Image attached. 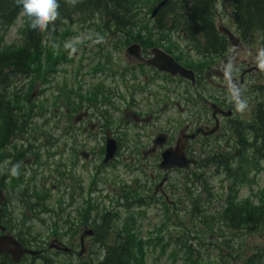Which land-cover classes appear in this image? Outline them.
I'll return each mask as SVG.
<instances>
[{"label":"rangeland","instance_id":"374dc122","mask_svg":"<svg viewBox=\"0 0 264 264\" xmlns=\"http://www.w3.org/2000/svg\"><path fill=\"white\" fill-rule=\"evenodd\" d=\"M161 1L163 0H139L137 14L140 23L137 32H142L146 27L149 31L153 30L154 36L159 35L170 44H178L180 41L176 40L177 35L172 36L165 29L154 28V25L148 26L147 22L154 6ZM222 7L225 8L226 5L222 4ZM225 13L231 14L229 7L225 8ZM98 22L100 19L95 18L91 23L98 26ZM67 25L63 29L64 32L62 29L59 30V37H50L46 40L45 53L41 57L42 59L36 62V67L32 66L33 70L29 69L31 74L26 76L28 80L24 76L16 77L12 86L13 93L17 94L15 98L20 99V102H14L13 107H16L14 109H20V116L29 113L33 119L32 129L26 133L30 134V144H36V167L34 162V166L31 164L32 154L28 157L30 161L24 163L27 166L24 177L26 182L31 184L30 189L35 188L33 183L36 180V189L41 193L40 198L41 196L45 197L47 206L54 213L39 214L36 218L27 208L23 209L22 204L9 203L10 205H6L5 208L6 215L10 217L13 215L12 213H15L13 217L19 219L18 225L21 232L26 226L31 227L36 236L45 242V250L53 240H59L62 244L66 243L67 245L69 243L70 246L74 244L76 254L72 258L73 262L76 260V264H79L82 259L90 257L96 261L101 256L92 254L90 251V247H93L94 253L101 251L95 247L98 243L93 240L94 236V238L84 240V255L82 258L79 257L80 237L88 231L81 222H85L84 224L87 225L90 223L92 226L97 223L96 227H99L102 226L100 221L102 222L103 217L107 214H110V219L113 218L109 222L113 227L116 225L120 227L125 220L134 217L136 221L134 220L132 230L138 235V241L153 240L155 244L144 246V264H184L188 259H192L196 264L222 263V260L225 261V264H243L245 260L253 256H256L254 258L256 264H264L263 225L258 228H243L233 231L220 220L217 221L229 195H233L239 202L249 198L258 200L256 196L264 192V166H261L259 172L251 176L248 183L239 185V188L233 193L231 191L235 183L234 180H230L222 172L217 173L213 169L206 171L191 169L189 172L169 173L166 186L168 200L161 198L159 201L151 202L149 200V196L153 194L155 186L159 183L153 182V178L156 179L159 174L158 154L151 152L154 148L159 149L153 143L155 135L160 132L170 138H176L179 132L185 128L186 122L190 121L189 116L193 113L192 108H188L183 100L186 94L185 90L188 89L185 84L176 81L168 82L166 96L169 99V104L159 118L156 108H149L144 111L145 114L149 111L154 113L153 120L146 123L128 122L132 112L124 110L129 107L128 98L125 97L116 101L117 103H115L114 109L111 108L109 115L107 113L104 115V124L107 123L105 126H99L87 137L81 133L82 137L79 134V136H74L75 139L64 138L67 132L66 124L70 120L67 118V111H71L66 103L68 100L70 102L68 95L75 90L74 94L77 98L79 97L78 104L83 101L89 109L92 106H89L87 99L91 93L88 94V91H85L88 87L82 88L84 97L80 96L81 88L78 87H82L81 81L84 80V74L76 82L71 61H76L75 55H78L79 59L81 54H86V49H88V53L92 52L89 42L93 37L100 36L96 33L98 30L90 29L95 35L92 36L84 33V30ZM22 27L23 20L20 17L5 35V53L12 54L19 50L17 47L21 42L20 30ZM135 36L139 37L140 35L135 34ZM107 37H111V35ZM168 37L174 41L169 40ZM80 39H84V42L81 43ZM261 42L262 40L258 38L252 47L253 51L248 56L249 59L262 53ZM93 59L94 57L92 62ZM116 61H118L117 57ZM103 63V66H98L101 67L100 72L102 73L99 79H95V83L105 81L103 83L108 85L111 82L107 80L111 81L113 74L106 71L107 61L105 60ZM34 64L32 63V65ZM120 66L122 68L118 67V70L122 77L126 70L123 69L125 66L123 59ZM33 75L37 77L35 87L30 78ZM86 80L88 84L92 83L91 78ZM256 81V87L250 88L244 96L242 95L245 98L243 99L248 111L245 115L246 118L240 119L241 121H251V110L264 102V78L259 77ZM84 85L86 86L83 83ZM27 93L31 95L29 102L24 98ZM75 95L73 96L75 97ZM177 103L180 104L182 110L177 107ZM140 105L147 104L141 103ZM142 108L145 106L139 109ZM81 127L74 128L73 135L81 130ZM100 128L103 130L100 131ZM107 128L121 137L118 163L113 167H103L100 160ZM21 134L24 133L19 132V135ZM8 135L11 133L2 136L4 141L7 139L5 144H11L15 139L14 135L11 137ZM23 138L28 139L25 134ZM70 144L73 145V149L81 146L86 148L84 151L82 149V152L87 153L90 157L87 160L81 158L80 150L74 155L69 151ZM223 146L216 144L212 149L224 152ZM211 150H208V153ZM133 151L136 153L134 157L131 154ZM33 167L36 168H34L35 173L32 172ZM193 173L201 177V184L197 179L196 184H191L189 178ZM34 174H36L35 178ZM68 175H72L70 184H67L69 183ZM193 204L196 206V210H193L192 207L190 209ZM42 209L40 206L37 208L39 212L43 211ZM201 216L211 219L213 222L210 224L201 223ZM53 219L60 224L59 231L53 230ZM66 219H70L72 222L70 228L65 226ZM51 228L52 232H50ZM101 235L103 234L101 233ZM187 237L190 252L182 245ZM173 251L175 252L174 257H172ZM52 252L54 253L49 254L50 256L57 255L55 251ZM67 257L65 253H58L55 261L57 264H67ZM28 263L31 262L28 260Z\"/></svg>","mask_w":264,"mask_h":264},{"label":"flooded vegetation","instance_id":"af4514ba","mask_svg":"<svg viewBox=\"0 0 264 264\" xmlns=\"http://www.w3.org/2000/svg\"><path fill=\"white\" fill-rule=\"evenodd\" d=\"M170 2L173 11L177 10L175 4L179 2L185 4L184 6L190 10V0H167L166 5L157 12L155 20L150 18L147 23L150 27L154 25V28L157 27V29H159L160 27L165 29L172 36L177 35L176 40L180 41L178 44H170L162 37H159V35L157 37L154 36L153 30L149 31L146 27H144L142 32L140 31L141 33L137 32V27L140 22L130 24L132 27L130 30L122 29L121 24L117 22L100 21L98 23L99 29L96 33L97 35L100 34V36L93 37L91 42H89L92 47V52L88 53V49H86V54H81L79 59L78 55H75L76 61H71L74 69L73 73L74 76H76V82L78 78L84 74V80L81 81L82 87H78L81 88V90L79 89L81 91L80 96H82V98L84 97L82 88L88 87L85 91H88V94L91 93L87 99L89 100V106H92L89 109L83 101H80V104H78L77 99L79 97L77 98L74 94L75 90L68 95L70 102L68 100L66 103L71 111H67V118L70 120H68L66 124L67 129L65 130H67V132L64 135L65 139L68 140V137H70V139H75V137L79 136L81 133L87 137L91 131L94 132L99 126H105L107 123L104 124V115L106 113L109 115L112 110L111 108L114 109V105L117 103L116 101L125 97L128 98L129 107L124 110L129 113L132 112V116L128 122L146 123L153 120L154 113L152 114V112L149 111L146 113L147 115L145 114L144 110L149 108H156L158 111V118L159 116L161 117L163 111L169 104V99H167L168 97L166 96L168 82L176 81L185 84L189 89V91L188 89L185 90L186 94L183 100L187 107L193 110V113L189 116L190 121L186 122L185 128L178 134V136L183 134L195 137L194 139L187 140L184 149L186 157L189 159H196L198 161L196 168H198L200 157L205 155L206 151L208 152V150H211L214 145L223 146L224 144L223 151L225 148L229 149L235 146V143L238 142V130H242L246 126V122L250 120H240L246 118L245 115L248 110L246 107L243 111L237 110L236 101L232 98V92L233 89L237 90L239 92V99L244 101L245 98L242 97V95L244 96L250 88L256 87L257 83H255V81L259 77L264 78V54L259 53L252 59L248 58L253 51L252 47L255 45L257 39L260 38V40H264V35L248 32L240 27L237 17V6L235 4L236 0H209L210 6L208 9L211 14L210 25L212 27V32L208 35L200 33V30L194 27L198 26L197 23H187L185 21L186 15L183 13L179 14L178 20H176L177 22H174V17H166L165 22H159L158 19L160 18L161 9L169 6ZM222 4L226 5L225 8H230L231 14H224L225 8L222 7ZM69 25L84 30V33L86 32L89 35L94 34V32L90 30L93 25L97 27L93 23L91 25L88 23H72ZM228 33H231L234 38L237 39L234 41L236 43L235 46ZM135 34L140 36H135ZM108 35H111V37H107ZM168 38L174 41L170 39V37ZM80 41L82 43L84 39H80ZM132 46L135 47V51L133 54H130L128 49ZM262 51L263 49L261 48V52ZM155 53L159 54L160 57L163 55L171 56L182 67L192 70L195 74V85L179 77L173 78L169 74L160 72L156 68L150 66L147 62L155 58ZM93 57L94 59L92 62ZM116 57L118 61H116ZM122 59L125 61L123 69L126 70L121 77V72L118 70V67L122 68L120 66ZM105 60L107 61V65H105L107 66L106 71L113 74L112 80H107L111 82L108 85L103 83L105 81L95 83V79H99L102 73L100 72L101 67L98 66H103ZM9 71L19 77L24 75L19 71ZM9 71L7 70L5 72L8 74ZM30 74L31 73H28L27 75L29 76ZM87 78H91L92 83L88 84ZM83 83L86 84V86H83ZM73 95H75V97ZM74 100H76V102L73 103ZM141 103H146L147 105H140ZM176 105L182 110L180 104L177 103ZM142 106H145V108L139 109ZM257 110L258 107L251 110V120L255 117ZM95 118L96 121H94ZM80 126H82L81 130L73 135L74 128H79ZM102 130L103 128H100V131ZM13 135L15 137L13 142L11 144L3 143L0 149L2 150L0 152V191L4 194L3 207L5 206V208L6 205H10L9 203L20 204L27 200V197H22L17 190L24 187H32L31 184H28L25 180L24 174L27 166L24 165V163L32 159L31 164L34 162L36 167V144H30V134H25L28 139L23 138L24 134H11L8 136L11 137ZM80 136L82 137V134ZM155 136L153 143L158 146L159 149L154 148L151 152L158 154L160 163L162 152L173 149L177 143L178 136L176 138H170V136L160 132ZM120 139V136H117L114 131L107 128L104 138L105 141L100 153V160L103 167L105 166L104 159L108 141H115L117 143V151L114 155V159L108 165L106 164V167H113L118 163ZM74 141L76 142V140ZM82 149L83 151L86 150V148L82 146L73 149V145H69V151L71 153H78L80 150V157L87 160L90 155L83 153ZM209 152L212 153L217 151L212 149ZM32 154L33 156H31ZM131 154L134 157L136 153L133 151ZM30 156L31 158L28 159ZM34 164L32 166H34ZM35 167H33V173H35ZM158 170L159 174L156 179L153 178V182L159 183L155 186L153 194L149 196L151 202L159 201L160 198L168 200L166 186L169 180V173L183 172L172 170L165 175L160 169L159 164ZM189 171L190 170H187L185 172ZM71 176L68 175L67 180L69 183L67 184L71 183ZM166 176L167 178L165 180ZM35 177L36 174H34V178ZM33 184L36 188V180H34ZM6 216L9 217L8 215ZM8 222H10V220H8ZM12 227H14V225ZM84 227L86 228L87 226ZM3 234L15 236V233L13 234L9 231ZM1 235L2 233H0V236ZM53 242L56 247L52 246L51 243L48 249L45 250V245H43V248L38 252L40 254L36 256V258L42 259V256L49 250L58 251V253L63 254L64 252L57 248H60L62 243L59 242V240H53ZM43 243L45 244V242ZM64 245L68 246L69 243L68 245L64 243ZM68 254L74 256L76 251L72 250ZM27 258L28 256L23 258V261L27 260Z\"/></svg>","mask_w":264,"mask_h":264},{"label":"trees","instance_id":"16d2710c","mask_svg":"<svg viewBox=\"0 0 264 264\" xmlns=\"http://www.w3.org/2000/svg\"><path fill=\"white\" fill-rule=\"evenodd\" d=\"M138 3L139 0H75V3H73V0H59L60 7L58 8L59 15L57 20L49 25L48 30L41 33L29 28V21L21 15V5L18 3V0H0V145L7 140L4 141V137H2L5 134L19 132L26 134L33 126V119L29 113L25 116H20V109H17L16 113H13L12 103L20 102L19 98H15L17 94L13 93V90H11L13 81L18 75L9 70L19 71L21 74L23 73L25 79L28 80L26 75L31 73L29 69L33 70L32 66L36 67V62L40 61L45 53L44 44L46 40L50 37H59V30L66 28L67 24V26H70L69 24L72 23H88L91 25V22L95 18H98L102 22L120 23L122 29L130 30L132 28L130 24L140 21L138 18L139 15L137 14ZM235 4L237 6V17L240 27L245 31L264 35V0H236ZM184 5L185 4L182 2L175 4L177 10L173 11L170 2L169 6L161 9L158 21L165 22L166 17H174V22H177L176 20H178L179 14L183 13L186 15L185 21L187 23H197L198 26L194 27L198 28L200 33H205L206 35L210 34L212 32V27L210 25L211 14L208 9L210 6L209 0H190V10ZM20 17L23 20V27L21 30L22 40L17 47L19 50L15 53L7 54L4 52V47L1 48L2 35L7 32ZM91 29L96 31L99 27L93 25ZM62 32H64V30ZM91 35L93 36L94 34ZM262 49V53L264 54V41ZM32 63L35 64L32 65ZM7 70L9 71L8 74L5 72ZM27 71L29 72L26 73ZM30 78L33 80L32 83L36 84L37 77L33 75ZM24 98L25 101L29 102L31 100V95L27 93ZM257 107L258 110L255 117L249 121L242 130H238V142L235 143V146L229 149L225 148L224 152H209L199 159L198 171L213 169L216 170L217 173L222 172L230 180H234L235 183L231 193L235 192V190L239 188V185L245 182L248 183L251 176L259 172V168H262L261 166H264V102L258 104ZM189 179L191 184H196L197 180L201 184V177H198L196 173H193ZM18 192H20L22 197H27V200L20 203L23 205V209L27 208L36 218H38L39 214L54 213L47 206L45 197L41 196L40 198L41 193L38 192V189L24 187L20 188ZM261 194L256 196L258 200L249 198L243 202H239L233 195H229L220 213V218L217 221L220 220L221 223L233 231L242 230L243 228H258L262 225L264 226V192ZM39 206L43 208V211L39 212L37 210ZM191 207L193 210H196L194 204L190 206V209ZM12 214L14 215L15 213ZM13 215L7 217L4 206L2 214L0 215V223L5 226L9 232L15 233V237L25 248L40 251L43 248L44 241L36 236V233L32 231L31 227L26 226L25 229L22 230L24 233H22L18 225L19 219H16ZM109 216L110 214H107L103 217L102 222L100 221L102 226L99 227H96L97 223L92 226L90 223L87 225L84 224L85 222H81L84 226H88L95 230V238L93 240L98 243L97 246L95 245L96 249L101 251L94 253L93 247H90V251L92 254H100L101 256L98 257L96 261L92 257L85 260L82 259L79 264H144V246L155 244L153 240L146 242L138 241V235L132 230L135 220L134 217L125 220L120 227L117 225L113 227L110 226L109 223L113 218L110 219ZM8 220H10V222H8ZM200 221L205 224L213 222V220L205 218L204 216L200 217ZM52 222L54 223L52 227L53 230L59 231L61 228L60 224L54 219ZM71 223L70 219H66V228H70ZM11 225H14V227ZM52 228L50 232H52ZM66 228L65 230H67ZM104 228L105 231H103ZM101 233L103 235H101ZM184 240L182 245L190 252L191 249L188 244V237ZM71 246L70 247L74 249V245L71 244ZM51 253L54 252L49 250L44 254V256H42L43 261L40 258L28 257L27 260L19 264H40V262L41 264H57L55 260L58 251H55L57 255L54 257L49 255ZM174 253L173 251L172 257H174ZM65 255L68 256L67 264H76V260L73 262L74 259L72 255ZM255 257L256 256H253L245 260L243 264H256ZM28 260L31 263H28ZM0 264L13 263L8 256H3L0 258ZM184 264L196 263L192 259H188L185 260ZM210 264H225V261L222 260V263L211 262Z\"/></svg>","mask_w":264,"mask_h":264},{"label":"water","instance_id":"95a60500","mask_svg":"<svg viewBox=\"0 0 264 264\" xmlns=\"http://www.w3.org/2000/svg\"><path fill=\"white\" fill-rule=\"evenodd\" d=\"M166 2L167 1H163L160 4H158L156 9L152 13V18H155L157 12L160 10V8H162L166 4ZM228 35L231 38L233 45L235 46L236 43L234 41L237 39H235L231 33H228ZM134 51H135L134 46L128 49V52L130 54H133ZM148 64L156 68L160 72L168 73L173 77L180 76L186 80L191 81L193 85L195 84L194 72L192 70H188L182 67L171 56L163 55L162 57H160L159 54L155 53V58L149 61ZM194 138H195L194 136L180 135L178 137L175 148L169 149L162 154L160 169L166 173L172 169L188 170L191 166H195L196 161L194 159H188L184 153L187 140ZM116 151H117L116 142L108 141L106 146L104 164H107L114 159V155ZM166 178L167 177H165V180ZM3 202H4V195L2 192H0V214L2 212ZM5 231L6 229L2 225H0V232H5ZM92 235H93L92 231L84 233L81 237V243L83 242L85 236H92ZM51 245L56 247L54 243H52ZM57 248L58 250H61L64 253L70 252V250L65 247L63 248L57 247ZM4 255L9 256L13 264H19L25 256L29 255L31 257H35L38 255V252L24 248L22 244H20L11 235H3L0 236V256H4Z\"/></svg>","mask_w":264,"mask_h":264},{"label":"clouds","instance_id":"9594fccd","mask_svg":"<svg viewBox=\"0 0 264 264\" xmlns=\"http://www.w3.org/2000/svg\"><path fill=\"white\" fill-rule=\"evenodd\" d=\"M18 3L21 5V15L29 21L28 26L34 31L45 32L59 15V0H18ZM232 98L236 101L237 110L243 111L246 102L239 99V92L235 89Z\"/></svg>","mask_w":264,"mask_h":264}]
</instances>
